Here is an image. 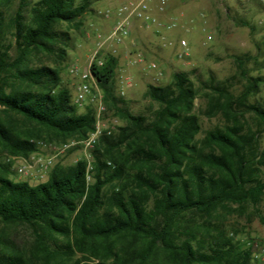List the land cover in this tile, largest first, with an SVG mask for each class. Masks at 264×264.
Returning <instances> with one entry per match:
<instances>
[{"label":"trees","instance_id":"16d2710c","mask_svg":"<svg viewBox=\"0 0 264 264\" xmlns=\"http://www.w3.org/2000/svg\"><path fill=\"white\" fill-rule=\"evenodd\" d=\"M88 10L89 0H0V147L8 152L36 150L32 138L43 130L67 138L94 129L95 112L76 113L56 69L26 64L35 53L65 55L63 27L78 28ZM248 57L236 59L245 80L239 93L231 79L209 83L205 114L221 113L225 124L203 139L193 111L197 91L186 72H174L167 85H148L145 95L158 107L132 114L114 93L117 58L93 62L104 103L126 124L99 138L90 171L78 161L30 185L9 179L0 165V224H25L35 235L32 260L0 234V264H58L85 251L99 259L92 264H150L156 252L163 264H253L251 242L242 246L210 222L219 210L256 207L264 196V100H249L264 78L249 75ZM18 119L32 129L18 130Z\"/></svg>","mask_w":264,"mask_h":264},{"label":"rangeland","instance_id":"374dc122","mask_svg":"<svg viewBox=\"0 0 264 264\" xmlns=\"http://www.w3.org/2000/svg\"><path fill=\"white\" fill-rule=\"evenodd\" d=\"M29 1L34 3L37 0ZM82 1L75 0L76 3ZM123 1L89 0V10L81 17L79 27H63L69 34L67 45L62 46L65 55L35 53L26 61L30 67L47 66L58 71L60 83L70 91L71 104L77 114L84 113L90 107L96 116V106L89 101L76 102L78 79L69 70L71 67L80 70L87 68L98 43L112 25V19L104 17L103 13L107 9L114 10ZM17 5V2L14 3L11 9ZM150 13L153 22L142 25L135 21L129 37L123 43H106L101 50V57L110 54L118 61L114 77L115 96L127 102L132 114H151L158 105L145 95L147 86L167 85L172 81L174 72H186L197 91L193 111L198 115L201 127L197 139H203L206 132L225 124L221 113L213 116L205 114L211 93L209 83L231 79L235 83V93H239L245 80L240 76L236 59L248 56L245 67L249 75L264 78V5L260 0H165L161 7L159 1L155 0L151 4ZM248 25L254 26V30ZM181 39L187 42L186 47L179 45ZM9 53L14 57L16 51L12 48ZM126 82L130 85L121 92L120 86ZM96 86L102 92L97 83ZM249 100H264V81L259 83L258 92L249 96ZM105 107L100 115L101 134L93 147H87L84 142L94 129L86 136L67 138L53 132L40 131L39 137L32 138L36 150L28 155L12 154L0 147V165L8 167L7 177L16 182L36 185L45 182L56 167L67 168L78 161H85L87 171H90L94 163L93 150L99 138L104 134L116 135L118 129L126 124L108 104L105 103ZM242 119L252 123L249 114H245ZM17 124L18 130L28 132L32 129V126L19 119ZM40 141L44 145L37 144ZM261 146L264 148V133ZM24 159L32 162L50 159L51 164L45 177L40 179L36 176V166L33 175H18L13 165ZM87 180L92 181L90 173ZM112 189L113 185H108L105 191L110 194ZM201 221L198 219V222ZM210 222L219 233L242 246L251 242L252 263L264 264V258L259 253L260 247L264 246V196L256 207L246 205L243 210L233 212L219 210ZM0 234L26 258L32 259L30 254L34 253L35 235L30 227L25 224H0ZM98 261L85 251L61 256L58 264H92ZM164 261L162 253L156 252L151 262L163 264Z\"/></svg>","mask_w":264,"mask_h":264},{"label":"built area","instance_id":"2783aa9c","mask_svg":"<svg viewBox=\"0 0 264 264\" xmlns=\"http://www.w3.org/2000/svg\"><path fill=\"white\" fill-rule=\"evenodd\" d=\"M155 0H125L121 2L114 10L107 9L103 16L106 18L112 19V25L108 31V33L102 38V40L98 43L94 53L89 59V63L86 69L80 70L77 67H71L69 70L71 75L77 77L78 83L76 86V102L83 103L85 101H89L96 106V124L93 132L88 136L86 141L84 142L87 147H93L99 135L101 134L99 123H100V115L105 111V103L102 92L97 88L95 79L93 78L90 72V66L93 62L98 65H102L103 60L101 57L102 49L104 44H116L119 45L127 39L131 33V29L134 25V22H140L142 25H147L154 21L152 15L150 13L151 4ZM161 7L165 4V0H158ZM260 2L264 5V0H260ZM211 38V37H209ZM179 45L181 47H186L187 42L184 39L179 41ZM141 57V53L138 54ZM130 84L126 82L123 86H120L121 92L128 87ZM93 87L95 89L93 90ZM39 145H44L42 141L37 142ZM51 164V160L47 161H31V160H22L19 163L13 165L14 170L18 175L31 176L33 175L34 167H37L36 176L40 179L45 177L46 170ZM260 255L264 258V246L260 247Z\"/></svg>","mask_w":264,"mask_h":264}]
</instances>
